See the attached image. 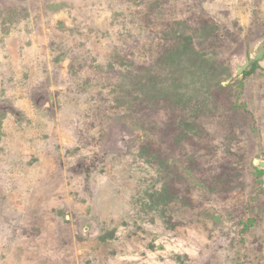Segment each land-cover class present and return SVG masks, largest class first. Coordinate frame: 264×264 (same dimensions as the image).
<instances>
[{"label": "rangeland", "instance_id": "rangeland-1", "mask_svg": "<svg viewBox=\"0 0 264 264\" xmlns=\"http://www.w3.org/2000/svg\"><path fill=\"white\" fill-rule=\"evenodd\" d=\"M0 264H264V0H0Z\"/></svg>", "mask_w": 264, "mask_h": 264}, {"label": "water", "instance_id": "water-1", "mask_svg": "<svg viewBox=\"0 0 264 264\" xmlns=\"http://www.w3.org/2000/svg\"><path fill=\"white\" fill-rule=\"evenodd\" d=\"M251 63V59L245 60V63L237 68V74L241 73Z\"/></svg>", "mask_w": 264, "mask_h": 264}]
</instances>
